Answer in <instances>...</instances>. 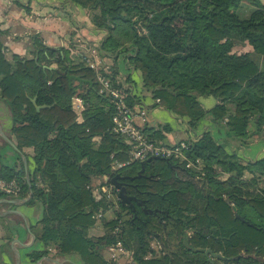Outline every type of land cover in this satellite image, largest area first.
Listing matches in <instances>:
<instances>
[{
	"label": "trees",
	"instance_id": "trees-1",
	"mask_svg": "<svg viewBox=\"0 0 264 264\" xmlns=\"http://www.w3.org/2000/svg\"><path fill=\"white\" fill-rule=\"evenodd\" d=\"M67 1L104 30L99 55L122 52L154 104L184 117L188 127L208 117L224 127L225 138L244 141L264 125V0ZM29 37L32 54L12 59L0 39L7 133L15 147L31 148L24 152L26 170L18 159L0 165V176L14 177L18 194L30 191L29 199L41 203L35 236L45 247L75 253L83 264H115L102 250L117 239L129 251V264H264V156L245 159L204 130L184 149L199 159L201 181L195 168L169 157H149L138 176L137 162L113 169L114 160L126 157V144L109 131L111 105L94 72L71 58L69 47L47 46L36 33ZM244 43L251 49H232ZM66 73L91 85L68 81ZM73 94L83 102L79 119L66 107ZM198 95L216 102L204 108ZM32 96L45 106L36 110ZM125 97L135 102L128 91ZM142 130L153 139L152 131ZM115 173L128 175L119 181L140 203L121 202L116 190L114 202L93 198L91 180L111 184ZM97 211L103 232L92 235Z\"/></svg>",
	"mask_w": 264,
	"mask_h": 264
},
{
	"label": "crops",
	"instance_id": "crops-1",
	"mask_svg": "<svg viewBox=\"0 0 264 264\" xmlns=\"http://www.w3.org/2000/svg\"><path fill=\"white\" fill-rule=\"evenodd\" d=\"M250 8L251 5L246 4L244 12L247 13ZM31 33H36L47 46L69 47L70 57L80 61V57L74 52L75 38L79 37L85 43L97 46L104 30L90 22L83 7L67 0H0V39L9 59L32 54ZM233 47L236 52L251 49L247 43L234 44ZM102 60L106 71L126 78L127 91L132 94L134 103L145 109L146 120L143 127L153 132V139L165 142L189 140L204 130H209L216 141L224 142L227 150L237 152L245 159L255 160L264 156V125L257 133L249 134L244 141L225 138L224 127L210 121L208 117H203L195 126L188 127L184 117L175 116L154 104L149 91L140 87L139 74L132 68L128 69L122 52H117L113 57L104 56ZM197 99L204 108L216 102L212 95H198ZM9 120L7 108L0 100V131L12 142L7 133ZM24 152L31 153V148L24 147L21 150L12 147L0 134V165L17 163L20 159L26 170ZM99 182L98 178H93L90 183ZM30 195V191L26 195L0 192V264H83L77 254L57 255L36 238L35 223L41 215L42 206L39 201L29 199ZM229 198L235 197L232 195ZM88 232L92 235L103 232L99 218L96 220L94 217ZM123 247L126 248L124 245ZM33 251L39 253L34 255ZM105 252L106 247L102 250L104 257ZM124 259L125 256L122 260Z\"/></svg>",
	"mask_w": 264,
	"mask_h": 264
},
{
	"label": "built area",
	"instance_id": "built-area-1",
	"mask_svg": "<svg viewBox=\"0 0 264 264\" xmlns=\"http://www.w3.org/2000/svg\"><path fill=\"white\" fill-rule=\"evenodd\" d=\"M74 52L80 57L81 61L94 72L98 83V91L108 97L111 105L109 131L123 139L126 144V157L123 160H114L111 164L113 169L119 168L131 162H144L149 157H169L185 167H193L198 171L195 176L197 180H202V168L198 158H188L184 149L188 145L187 139H178L172 142H165L160 139L149 138L142 130V125L146 120L145 109L136 103H128L125 95L128 87L123 76L107 75L104 72L105 66L102 56L99 55L96 45L85 43L81 38L74 40ZM67 108L74 111L80 118V111L83 108V102L79 95L70 96L66 105ZM216 175H220L214 171ZM19 184L14 177L3 178L0 176V192L17 195L19 193ZM91 194L94 199L105 198L112 199L114 190L112 185L107 183H90ZM115 194V193H114ZM100 212L94 214L97 220ZM128 249L124 248L120 240L106 246V261L118 262V257L128 255ZM120 257V258H121Z\"/></svg>",
	"mask_w": 264,
	"mask_h": 264
},
{
	"label": "water",
	"instance_id": "water-1",
	"mask_svg": "<svg viewBox=\"0 0 264 264\" xmlns=\"http://www.w3.org/2000/svg\"><path fill=\"white\" fill-rule=\"evenodd\" d=\"M66 77L68 79V81L70 80V78H73V79H76L79 83H87L88 85H91V80L89 79H86V78H82L80 77L79 75H75V74H72V73H66ZM30 101L34 104V107L35 109H39L43 106H45L44 104H36L35 103V96H32L30 98ZM0 134L4 137V139H6L13 147H15L12 142L3 134L1 133L0 131ZM140 167L139 169L137 170V172L133 175V176H138L140 174H142V171H143V168H144V162H140L139 163ZM124 177H128V175H124V174H120V173H115L114 175H112L110 178H109V181L112 185V188L113 190L115 191L116 190V194L117 196L119 197L120 201L121 202H127L128 204H132V201H135L136 203H140L141 201H139L137 199V197L133 194H127L126 191H125V183L119 181L120 178H124ZM130 177V176H129ZM132 177V176H131ZM28 179H27V183H28ZM235 216H238L240 219H243L241 216H239V214L235 213L234 214ZM204 253L205 254H209V256H214V257H217V258H225L222 254L220 253H215L213 252L211 249L209 248H205L204 249Z\"/></svg>",
	"mask_w": 264,
	"mask_h": 264
},
{
	"label": "rangeland",
	"instance_id": "rangeland-1",
	"mask_svg": "<svg viewBox=\"0 0 264 264\" xmlns=\"http://www.w3.org/2000/svg\"><path fill=\"white\" fill-rule=\"evenodd\" d=\"M120 35H117V36H120ZM232 49H234V47H232ZM114 200H115V194L113 193L112 201L114 202ZM105 254H106V252H105ZM120 257H118V262L115 264H125V262L122 260L123 257H121V258Z\"/></svg>",
	"mask_w": 264,
	"mask_h": 264
}]
</instances>
